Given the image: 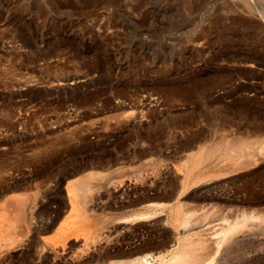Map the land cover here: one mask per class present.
<instances>
[{"label":"rangeland","instance_id":"rangeland-1","mask_svg":"<svg viewBox=\"0 0 264 264\" xmlns=\"http://www.w3.org/2000/svg\"><path fill=\"white\" fill-rule=\"evenodd\" d=\"M226 137L249 138L258 162L193 163L183 186L185 160ZM0 154V264H67L81 236L97 238L88 264L149 252L180 235L170 214L178 203L216 209L203 228L242 210L264 213V0H0ZM108 168L83 201L89 209L75 206L115 229L100 238L80 228L78 243H57L56 231L81 213L70 208L69 183ZM117 182L130 189L118 192ZM212 184L219 197L209 199ZM170 191V205L150 208L147 221L160 219L153 229L125 222L149 202L170 201ZM17 197L27 200L24 213ZM253 223L222 246L224 264H264V223Z\"/></svg>","mask_w":264,"mask_h":264},{"label":"bare ground","instance_id":"bare-ground-1","mask_svg":"<svg viewBox=\"0 0 264 264\" xmlns=\"http://www.w3.org/2000/svg\"><path fill=\"white\" fill-rule=\"evenodd\" d=\"M249 5V4H248ZM239 7V6H238ZM146 126V125H145ZM145 128H147V127H145ZM150 129V128H149ZM150 131V130H149ZM220 137V136H219ZM221 138V137H220ZM238 138V137H237ZM223 139L224 138H222V141H223ZM247 139H249V138H247ZM246 138H240V140L239 139H237L236 140V138L235 139H232V137H231V139L230 138H228V137H226L225 139H224V143L222 144V143H220L221 141H218V143H216V144H212V146H206V147H203L202 149H201V151L197 154V156H194V160L193 159H191L192 161V163L190 162V159H189V161H188V159H187V161L185 160V163H183L184 164V167L186 168V173L184 174L185 176H183V178H181V182L183 183V186H186V184L188 185V175H189V173H191V170H192V165H194L193 163H201V162H203V161H207L208 159H211V158H213L212 160H218V159H230L232 162H233V166L234 167H237L238 169L239 168H244V167H246L247 165H249L250 163L252 164V161H253V163L255 162V161H257V158H255V154L253 155V150H251V141L250 140H247ZM261 152V149H259V151H258V153H260ZM257 153V152H256ZM193 155V154H192ZM0 156H3V154L1 155L0 154ZM258 156V155H257ZM256 156V157H257ZM216 158V159H215ZM189 162V163H188ZM223 162V161H222ZM231 162V163H232ZM258 162V161H257ZM219 165V164H218ZM190 166V167H189ZM166 167H168L167 165H166ZM209 167V166H208ZM219 167H220V165H219ZM97 169V168H96ZM111 169V168H110ZM110 169L108 168L107 169V172L106 171H101V170H89V171H87V172H85L82 176H80V177H77V179H74L73 181H71L70 183H69V192H68V194H69V196H70V198H71V196L74 198V200H72L71 199V204H72V206L70 207L71 208V210H73V212L76 210V206H75V202H77V203H79V202H81L80 204H82V205H84L85 206V208H87V210L89 209L87 206V202H85L86 204H83V201L86 199V198H88V197H90L89 196V194H92L91 192L94 190V187L95 186H99L100 185V183H102L103 182V180L106 178V176H108V174L111 172L110 171ZM160 169H161V166H160ZM165 169V168H164ZM191 169V170H190ZM236 169V168H235ZM234 169V170H235ZM103 170H105V169H103ZM166 170V169H165ZM83 171V170H82ZM122 171V170H121ZM169 171V170H168ZM6 172V171H5ZM162 172V171H161ZM7 174H9V172H6ZM76 173V172H75ZM165 173H168V172H165ZM10 174H11V172H10ZM226 174V173H225ZM8 176V175H7ZM177 176V175H176ZM180 176V175H179ZM209 176V175H208ZM15 177V176H14ZM174 177V176H173ZM204 177L205 176H203V177H199L198 179H196L194 182H193V185H198V184H201V181L204 179ZM175 178V177H174ZM13 179V178H12ZM11 179V177H10V180H12ZM130 179V178H129ZM211 179V178H210ZM9 180V179H8ZM7 180V181H8ZM16 180V179H15ZM206 181H207V179H206ZM210 181V180H209ZM114 182V181H113ZM104 183V182H103ZM115 183V182H114ZM113 183V184H114ZM118 183V182H117ZM181 184V183H180ZM116 188H114V189H118V187H122V188H120L121 190H119L118 192H120V191H124V190H126V192L130 189V185L128 184V183H122V182H119L118 184H115L114 185ZM68 187V186H67ZM109 187V186H108ZM187 187V186H186ZM193 187V186H192ZM199 187V186H198ZM215 187H216V185L215 184H212V185H210V186H207V187H205V193H204V195L206 196V198H217V197H219V195L216 193V191H215ZM1 189V188H0ZM97 189H98V187H97ZM95 190H96V188H95ZM144 190V189H143ZM95 192V191H94ZM204 192V191H203ZM8 193V192H7ZM201 194H202V189H201V192H200ZM5 194V193H4ZM128 194V193H127ZM203 195V194H202ZM164 196V195H163ZM186 196H188V195H186ZM8 197V196H7ZM149 197V196H148ZM152 197V196H151ZM161 197V196H160ZM165 197V196H164ZM166 197H168L169 199H170V201L168 200V202H167V200L165 201V202H149V203H147L148 204V206H149V209L148 210H146V211H140V212H137V213H132L133 215L131 216V214H130V217H129V220H128V218L125 216V217H123L124 218V220H125V222H126V220L127 221H132L133 219L132 218H134L135 220H133V222L134 221H146V222H148V223H142V224H144L143 226H145L146 227V230H148V229H150V228H152L151 226L153 225V224H157V223H159L160 222V219L158 218V217H156V219H154V223L152 222V221H147V220H151L152 218H155V216H156V211L155 210H153L155 207L154 206H163V208L164 207H166L168 204L170 205L171 203V200H173V191L171 192H168V195H166ZM11 198V197H10ZM18 198V197H17ZM16 198V199H17ZM24 198V199H23ZM23 198H18V199H22L21 200V202H16V201H14V202H16V204H18V208H19V205H21L20 206V209L22 208V210H23V208L25 207V204H27V200L25 201V197H23ZM9 199V198H8ZM17 199V201H20V200H18ZM27 199V198H26ZM91 199V198H90ZM148 199V198H147ZM130 200V199H129ZM152 200H153V198H152ZM138 201V200H137ZM150 201V200H149ZM153 201H155V200H153ZM89 202V201H88ZM76 203V204H77ZM183 203H185L184 201H183ZM204 203V202H203ZM209 203H210V201H209ZM208 203V204H209ZM212 203V202H211ZM12 204V203H11ZM89 204V203H88ZM119 204V207H127V206H129L128 204H130L131 205V203H127V202H120V203H118ZM146 204V205H147ZM179 204V205H178ZM177 205V207H175L174 206V209H173V207H172V209H171V212L172 213H170V211H169V213L171 214V216L173 217L172 219H173V221H174V226L175 225H177V228H180V235H179V233H178V235L179 236H177L178 238H174L173 239V237H172V239H170V240H168L169 238H171L170 236H169V238L166 240V241H161V243H158V241H157V245L155 244V246L157 247L156 249H154V250H151L152 249V247L151 246H153L154 244L153 243H151L152 245H149V249H150V251L149 252H142V253H139V251H138V253L135 255V256H133V255H130V256H133L132 258H129V257H126L124 260L122 259V257H121V254H119L120 255V257L121 258H119V255H116L115 254V256L117 257L118 256V261H117V258L115 259H113V260H116L115 262H111L110 260L112 259L111 257L113 256H111L110 258V260H107L108 261V263L110 264V262L111 263H113V264H224V259H225V257H224V253H226V252H221V248H222V246L223 245H225V243H228L231 239H233L236 235H237V233L238 232H240V231H242L243 230V228H245V227H247V226H250V225H253L254 223H253V221H256V220H258V221H260V223H264V213H259V214H257V212H251V211H240V215H235L236 217L234 218V219H227V215H226V219L224 220L225 222H224V224H219V227H216V228H214L216 225H214L213 226V224H212V226L210 225V224H208V225H210L211 226V228H210V226L209 227H207L206 228V226H205V228H203L204 226H203V224L207 221V220H209V219H207V218H210L211 217V213H213V214H215V210L216 209H213V211H210V212H208V210H209V208L208 209H206L205 207H204V210H203V208L202 209H200V211L202 212V213H200L198 210H199V208H196V210H195V208H194V206H193V209H189V208H187V209H184V207H182L180 204H182V203H178ZM206 204H207V202H206ZM207 204V205H208ZM215 204V203H214ZM213 204V205H214ZM187 205V204H186ZM198 205V204H197ZM215 205H217V204H215ZM185 206V205H184ZM202 206V205H201ZM205 206V205H204ZM212 208H215L214 206H212V204L210 205ZM218 206V205H217ZM65 207V206H64ZM73 207V208H72ZM138 207V206H137ZM147 207V206H146ZM145 207V208H146ZM152 207H154L152 210L150 209V208H152ZM169 207V209H170V206H168ZM210 207V208H211ZM82 208V207H81ZM95 208H96V206H95ZM156 208H158V207H156ZM186 208V207H185ZM75 209V210H74ZM115 209V208H114ZM125 209V208H124ZM198 209V210H197ZM205 209H206V211H205ZM240 209V208H239ZM242 209V208H241ZM22 210H19V211H21V212H23L24 213V210L22 211ZM86 210V209H85ZM86 210V211H87ZM96 210V209H95ZM145 210V209H144ZM18 211V212H19ZM58 211V210H57ZM76 211H79V213L81 212L79 209L78 210H76ZM98 211V210H97ZM166 211V210H165ZM218 211H220V210H218ZM217 211V212H218ZM17 212V213H18ZM85 212V211H84ZM158 212H160V211H158ZM197 212H199V213H197ZM221 212V211H220ZM260 212V211H259ZM69 213V212H68ZM78 213V212H77ZM219 213V212H218ZM217 213V214H218ZM256 213V214H255ZM170 214L168 215V216H170ZM212 214V216H214ZM237 214V213H236ZM21 215V216H20ZM71 215V214H70ZM72 215H74L73 213H72ZM82 215V216H81ZM216 215V214H215ZM18 216V215H17ZM19 216L20 217H22V213L20 214V212H19ZM18 216V217H19ZM116 216V215H115ZM128 216V215H127ZM210 216V217H209ZM229 216V215H228ZM23 217H24V215H23ZM23 217H22V220H24L23 219ZM72 217H74V216H72ZM132 217V218H131ZM161 217V216H160ZM95 218H97L96 216H95ZM99 218V220L97 219H94V218H89L88 217V215H86L85 213H83V212H81L80 213V217H79V221L76 219V222H72L73 224H71L72 226L71 227H68V230H66V229H64L62 226L60 227V226H58V227H60L59 228V230L57 229V228H55L56 230H58V231H56V233H57V235L59 234V237H58V239L55 237V239L54 240H56V242L57 243H59L60 241L64 244V242H65V240L66 239H68L69 238V236L70 237H72V236H74L73 238H72V240H73V242H77L78 240H80V239H78V237H79V230H80V228H81V230H80V232H84V230L85 229H89L90 227L92 228V232H93V230H95L96 232H98V235L100 236V238H101V235H103V234H105L106 232V230H108V231H110V232H107V233H109V234H111V231H113L114 229H115V225H114V227L111 225V227L109 228L105 223H109V220H110V218H108V219H106V217H104L103 218V216L102 217H98ZM127 218V219H126ZM158 218V219H157ZM168 218V217H167ZM170 218V217H169ZM225 217L223 216V219H224ZM19 219V218H18ZM50 219V218H49ZM54 219V218H53ZM56 219V218H55ZM70 219H71V217H70ZM69 219V220H70ZM93 219V220H92ZM171 219V218H170ZM171 219V220H172ZM205 219H207L206 221H205ZM222 219V218H221ZM48 220V219H47ZM65 220V219H64ZM68 220V219H67ZM73 220H75V218L73 219ZM94 220H96V221H94ZM113 220V219H112ZM112 220H110V222L112 221ZM115 220V219H114ZM123 219H122V221H124ZM153 220V219H152ZM210 220H212V219H210ZM20 221V220H19ZM54 222H55V220H53ZM53 221L50 223V222H47V224L48 223H50V224H48V225H45L48 229H49V227H52L51 225H53V224H55V223H53ZM58 221V220H57ZM71 221V220H70ZM108 221V222H107ZM116 221V220H115ZM121 221V223H123ZM137 221H136V223H137ZM162 221V220H161ZM205 221V222H204ZM66 222V221H65ZM163 222V221H162ZM171 222V221H170ZM204 222V223H203ZM53 223V224H52ZM57 223V222H56ZM62 223H64V222H62ZM69 223V222H68ZM67 222H66V224H68ZM129 223V222H128ZM110 224V223H109ZM139 224V223H138ZM64 225H65V223H64ZM74 225V226H73ZM106 225V226H105ZM134 226L136 225V224H133ZM54 226V225H53ZM67 226V225H66ZM66 226H64V227H66ZM68 226H70L69 224H68ZM123 226V225H122ZM125 226V225H124ZM139 226V225H138ZM154 226V225H153ZM159 226V225H158ZM163 226V225H162ZM179 226V227H178ZM221 226V227H220ZM108 227V228H107ZM117 227V226H116ZM130 227V226H129ZM156 227V226H155ZM154 227V228H155ZM75 228H77L78 229V231H77V229H75ZM107 228V229H106ZM133 228V227H132ZM135 228V227H134ZM139 228V227H138ZM148 228V229H147ZM158 228V227H157ZM176 228V229H177ZM249 228V227H248ZM250 228H251V226H250ZM47 229V230H48ZM106 229V230H105ZM141 229V228H140ZM153 229V228H152ZM211 229V230H210ZM89 230H91V229H89ZM136 230H137V228H136ZM151 230V229H150ZM175 230V229H174ZM210 230V234H208V233H206V232H208V231ZM132 231L134 232V229H132ZM131 231V232H132ZM138 231V230H137ZM149 231V230H148ZM206 231V232H205ZM55 232V231H54ZM88 232V231H87ZM126 232V231H125ZM130 232V231H129ZM5 233V232H4ZM106 233V234H107ZM169 233H171V232H169ZM5 234H7V233H5ZM83 234V233H82ZM85 234V233H84ZM83 234V235H84ZM92 234H94L95 235V237L97 236L94 232L92 233ZM91 234V235H92ZM86 235V234H85ZM133 235H136V233L134 232L133 233ZM6 236V235H5ZM11 236V235H10ZM33 236V235H32ZM86 236H88V235H86ZM98 236V237H99ZM82 237V240H84V241H82L83 243L81 244V247L80 246H78V248L77 247H75L76 249L74 250V251H72L73 253L71 254V256H69L70 255V252L68 253V257H70L71 258V262H69V263H67V264H88V263H91L92 261H94V260H96V258H97V256H96V254L94 253V252H90L91 251V248H90V245L91 244H95L96 242H97V238L95 239V242H93L92 243V241H89L90 240V238H88V240H87V238H84L83 239V236H81ZM103 237V236H102ZM128 237V236H127ZM16 238V244L14 243V246L13 247H15L16 245H17V242L19 243H21V240H19V241H17V239H19V238H17V237H15ZM100 238H98V239H100ZM8 239H9V241H8ZM11 237H7L6 238V240L8 241V242H10L11 241ZM22 240H23V238H21ZM47 239H50V240H52L51 238H47ZM46 239V240H47ZM103 239H107L106 238V235H105V237H103ZM102 239V240H103ZM122 239V238H121ZM30 240V239H29ZM54 240L51 242H49V243H53V244H55L54 243ZM69 240V242H71L70 241V239H68ZM14 242H15V239L13 240ZM99 241V240H98ZM104 241V240H103ZM130 241V240H129ZM156 241V240H155ZM8 242H7V245H8ZM12 242V241H11ZM22 242H24V241H22ZM33 242V241H32ZM102 242V241H101ZM100 242V243H101ZM108 242V241H107ZM235 242V241H234ZM78 243V242H77ZM99 243V244H100ZM11 244V243H10ZM9 244V245H10ZM13 244V243H12ZM32 244V243H31ZM60 244V243H59ZM68 244V246L70 245L69 243H67ZM73 244V243H72ZM106 244V243H105ZM19 245V244H18ZM27 245V244H26ZM97 245V244H96ZM103 245V244H102ZM147 245V244H146ZM146 245H143V246H141V247H146L147 248V246ZM230 245V244H229ZM11 246V245H10ZM55 246V245H54ZM60 246V245H59ZM62 246V245H61ZM61 246L59 247V248H61ZM71 246V245H70ZM76 246V245H75ZM92 246V245H91ZM94 247H95V245H93ZM101 246V245H100ZM100 246L98 247V245L96 246V248H98V249H101L100 248ZM105 246V245H104ZM127 246V245H126ZM9 247V246H8ZM19 247H20V245H19ZM53 247V246H52ZM94 247H92V250H94L93 248ZM105 247H107V246H105ZM104 247V248H105ZM228 247V246H227ZM10 248V250L11 249H14V248H11V247H9ZM9 248H4L5 250H7V249H9ZM16 248H18L17 246H16ZM43 248V247H42ZM55 248V247H54ZM56 248H58V247H56ZM65 249V247H62V249ZM137 248V247H136ZM230 248V247H229ZM32 249V248H31ZM39 249H41V248H39ZM61 249V250H62ZM71 249V248H70ZM89 249H90V251H89ZM103 249V248H102ZM101 249V250H102ZM107 249V248H106ZM125 249V248H124ZM133 249H134V246H133ZM138 249V248H137ZM140 249V248H139ZM223 250H224V246H223V248H222ZM10 250L8 251V252H10ZM26 250V249H25ZM28 250V249H27ZM108 251H109V249H107ZM114 250V249H113ZM120 250V249H119ZM130 250V249H129ZM144 250V248H142V251ZM227 250V249H226ZM225 250V251H226ZM230 250H232V249H230ZM2 251H3V249H2ZM41 251V250H40ZM62 251H64V250H62ZM95 252L97 251V250H94ZM100 251V250H99ZM116 251H118V250H116ZM131 251V250H130ZM137 251V250H136ZM136 251H133L132 250V252H136ZM140 251H141V249H140ZM5 252H7V251H5ZM109 252H112V251H109ZM96 253H98V252H96ZM115 253H117V252H115ZM125 254L126 253H129V252H124ZM133 253V254H134ZM112 254H114V253H112ZM118 254V253H117ZM22 255H24L23 254V252L22 251H18V252H15V253H8V255L6 256V258L9 260V259H11V258H19V257H21ZM64 255V254H63ZM40 256V255H39ZM38 256V257H39ZM45 256H47V255H45ZM115 256H113V257H115ZM226 256V255H225ZM24 257V256H23ZM49 257V256H48ZM51 257V256H50ZM66 258H68L67 256H65ZM29 258V257H28ZM40 258V257H39ZM46 258V257H45ZM44 259V258H43ZM2 260V259H1ZM23 260H26V259H23ZM48 260L50 261V259L48 258ZM53 260V259H52ZM112 260V261H113ZM26 261H28V260H26ZM30 262H31V259L29 260ZM41 261V260H40ZM45 261H47V259L45 260ZM65 261H67V260H65ZM68 261H69V258H68ZM106 261V262H107ZM110 261V262H109ZM1 262V261H0ZM4 262V261H3ZM12 262V261H11ZM32 262H33V259H32ZM62 262V261H61ZM101 262V261H100ZM100 262H98V263H100ZM8 263V262H7ZM6 263V264H7ZM46 263V262H45ZM63 263V262H62ZM96 263V262H95ZM94 263V264H95ZM98 263H96V264H98ZM108 263H106V264H108ZM10 264V263H9ZM11 264H14V263H11ZM24 264V263H23ZM31 264V263H30ZM34 264V263H33ZM48 264H50V263H48ZM103 264H105V262L103 263Z\"/></svg>","mask_w":264,"mask_h":264}]
</instances>
